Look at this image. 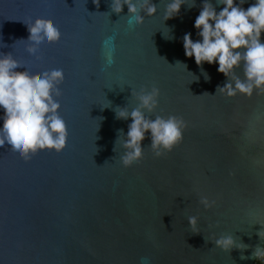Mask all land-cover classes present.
Returning a JSON list of instances; mask_svg holds the SVG:
<instances>
[{"label":"water","instance_id":"water-1","mask_svg":"<svg viewBox=\"0 0 264 264\" xmlns=\"http://www.w3.org/2000/svg\"><path fill=\"white\" fill-rule=\"evenodd\" d=\"M168 2L152 0L157 13H141L136 25L127 5L116 14L111 0L99 7L93 0H0V53H11L22 65L17 71L33 79L63 70L57 100L68 132L62 152L39 151L27 162L0 147V264H140L142 257L151 264H255L261 256L255 251L264 248V92L216 94L227 82L218 65L203 63L206 81L183 47L186 33L200 39L193 25L203 0L164 20ZM36 18L62 35L33 59L25 23ZM167 28L174 39L164 37ZM108 37L114 41L106 45ZM235 74L243 79L242 66ZM153 86L160 96L151 118L174 115L188 127L159 159L146 135L144 158L125 168L116 142L132 121L117 119L115 109L131 111L138 103L132 89ZM202 198L215 203L205 209ZM221 235L247 247L216 248L209 239Z\"/></svg>","mask_w":264,"mask_h":264},{"label":"clouds","instance_id":"clouds-1","mask_svg":"<svg viewBox=\"0 0 264 264\" xmlns=\"http://www.w3.org/2000/svg\"><path fill=\"white\" fill-rule=\"evenodd\" d=\"M195 2L170 0L165 7L164 20L177 17L182 5L191 8ZM93 3L99 7V0H93ZM245 3L247 0H216V5H223L217 11L210 0H203L193 25L200 39L193 41L191 33L183 36L185 56L194 58L206 81L210 77L204 71L203 63L218 65L217 71L227 78V82L217 87L216 94L219 92L226 97L241 94L251 98L254 92L257 95L264 92V42L261 41V34L264 33V0H255L246 10L242 7ZM124 5L128 8L129 24H142L144 15L153 16L157 13L152 0H111V11L120 14ZM25 24L29 32L27 51L33 59L39 56L43 47L61 40L59 28L52 23L36 18ZM169 33L170 29L167 35L163 33L164 37L174 39ZM113 41L114 37H108L105 44ZM5 46L0 43V47ZM113 63L110 51L106 66L110 67ZM177 64L183 65L186 70V64L179 61ZM21 66L11 53H0V110L3 111L0 116L3 121L0 124V147L6 144L16 156L27 162L39 151L62 152L67 145L68 132L64 119L59 115L61 105L57 100L61 96L63 70L44 71L39 78L33 79L27 71H17ZM241 66L243 79L235 74V69ZM191 74L195 77L192 81H198L199 77ZM131 95L138 102L136 107L131 111L127 107L115 109L117 119L131 118L132 121L128 125L126 138H118L116 142L124 149L119 161L125 168L144 158L142 141L146 135L150 136L154 157L159 159L166 157L182 142L183 132L188 127L183 118L174 115L166 118L155 115V119L151 118L149 114L155 113L159 106V88L153 86L150 91L145 88L139 91L132 89ZM109 107L110 102L104 108ZM119 131L123 134L122 130ZM200 202L205 209L215 203L207 198H202ZM188 223L195 229L197 217H189ZM260 233L258 235L261 237ZM209 240L223 251L247 247L237 243L232 235H221ZM255 255H264V248H257ZM140 264H151V261L148 257H142Z\"/></svg>","mask_w":264,"mask_h":264},{"label":"trees","instance_id":"trees-1","mask_svg":"<svg viewBox=\"0 0 264 264\" xmlns=\"http://www.w3.org/2000/svg\"><path fill=\"white\" fill-rule=\"evenodd\" d=\"M255 264H264V255H261L255 260Z\"/></svg>","mask_w":264,"mask_h":264}]
</instances>
